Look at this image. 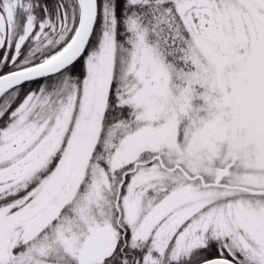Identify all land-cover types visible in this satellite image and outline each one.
<instances>
[{"label": "snow or ice", "instance_id": "obj_1", "mask_svg": "<svg viewBox=\"0 0 264 264\" xmlns=\"http://www.w3.org/2000/svg\"><path fill=\"white\" fill-rule=\"evenodd\" d=\"M0 264H264V0H0Z\"/></svg>", "mask_w": 264, "mask_h": 264}]
</instances>
